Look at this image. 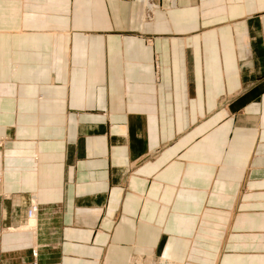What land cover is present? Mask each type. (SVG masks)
Wrapping results in <instances>:
<instances>
[{
  "label": "crops",
  "instance_id": "crops-1",
  "mask_svg": "<svg viewBox=\"0 0 264 264\" xmlns=\"http://www.w3.org/2000/svg\"><path fill=\"white\" fill-rule=\"evenodd\" d=\"M149 1L0 0V264H264V0Z\"/></svg>",
  "mask_w": 264,
  "mask_h": 264
},
{
  "label": "rangeland",
  "instance_id": "rangeland-1",
  "mask_svg": "<svg viewBox=\"0 0 264 264\" xmlns=\"http://www.w3.org/2000/svg\"><path fill=\"white\" fill-rule=\"evenodd\" d=\"M4 143L2 142V140H0V146H2ZM39 205V204H38ZM32 206H33V204H32V201H31V204H30V207L27 209V219L29 220V218L30 217H32L33 216V212H34V210L36 209V208H34V210L32 211V215H30L29 214V210L32 208ZM38 208H39V206H38ZM33 209V208H32ZM31 209V210H32ZM40 210H41V208H39V212H40ZM26 222H27V220H26ZM18 231H20V230H18ZM22 231H25V230H22ZM30 231H32V230H30ZM25 232H28V231H25ZM32 233H33V231H32ZM33 235H34V233H33ZM35 236V235H34ZM36 244H38L37 243V238L36 239H34L33 240V247H32V256L34 257V258H37L38 257V255H39V251H37L36 250ZM39 246V245H38ZM38 250H39V248H38ZM166 260H169V262L170 261H172V262H177V261H174L173 259H171V258H169V257H166V256H161L160 258H155V257H148L147 259H144V258H142V257H137L136 258V261H134L133 262V264H165V263H167V261ZM165 262V263H164ZM177 263H179V262H177ZM179 264H182V263H179Z\"/></svg>",
  "mask_w": 264,
  "mask_h": 264
},
{
  "label": "bare ground",
  "instance_id": "bare-ground-1",
  "mask_svg": "<svg viewBox=\"0 0 264 264\" xmlns=\"http://www.w3.org/2000/svg\"><path fill=\"white\" fill-rule=\"evenodd\" d=\"M150 3L151 2L149 0H147V5H150ZM33 201H34V202H32V204H33L32 208L33 209L31 208L32 210L30 209V212H29V214L32 215V211L34 210V208H36L34 210V212H33V216L30 217L29 220L27 219L28 221L19 230L20 231H22V230H25V231L32 230L34 235H35V237H37L36 236V231H37L36 230V225H37L40 205H38L39 203H38L36 194L33 195ZM38 206H39V208H38ZM166 261H167V263L164 262L165 264H179L177 262H172V261L169 262V260H166ZM182 264H190V263L188 262V263H182Z\"/></svg>",
  "mask_w": 264,
  "mask_h": 264
},
{
  "label": "built area",
  "instance_id": "built-area-1",
  "mask_svg": "<svg viewBox=\"0 0 264 264\" xmlns=\"http://www.w3.org/2000/svg\"><path fill=\"white\" fill-rule=\"evenodd\" d=\"M148 7H149L150 9L153 7L152 2L150 3V5H148ZM29 212H30V210H29Z\"/></svg>",
  "mask_w": 264,
  "mask_h": 264
}]
</instances>
